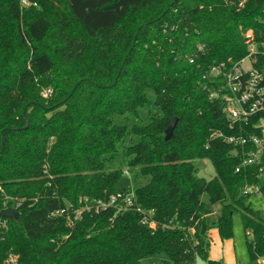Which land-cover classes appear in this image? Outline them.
Listing matches in <instances>:
<instances>
[{
    "label": "trees",
    "instance_id": "16d2710c",
    "mask_svg": "<svg viewBox=\"0 0 264 264\" xmlns=\"http://www.w3.org/2000/svg\"><path fill=\"white\" fill-rule=\"evenodd\" d=\"M28 1L0 0V215L12 199L20 213L5 216L0 264L11 251L24 264H145L160 254L196 264L213 229L232 235L236 211L251 263L261 264L264 215L248 197L264 196V153L245 163L254 146L225 136L264 137V112L232 127L204 75L251 43L264 71V0ZM205 158L217 173L209 180L195 165ZM129 189L156 228L113 207L51 215Z\"/></svg>",
    "mask_w": 264,
    "mask_h": 264
},
{
    "label": "built area",
    "instance_id": "2783aa9c",
    "mask_svg": "<svg viewBox=\"0 0 264 264\" xmlns=\"http://www.w3.org/2000/svg\"><path fill=\"white\" fill-rule=\"evenodd\" d=\"M24 3H28V0H23ZM254 44H250L251 52L237 60L221 61L212 65L209 72L204 75L205 78H211L212 87H210V96L212 98H221L225 102V112L231 121V126L234 127L237 124H247L250 119L259 113L264 112V71L255 66L256 58L253 50ZM205 47V44L199 43L197 46V52L195 55L190 56V62H195L196 57L199 55ZM251 57V68L245 69L243 63L245 60ZM207 87V86H206ZM50 89L45 90L44 95H47ZM218 135H222L221 132ZM225 140L234 143L248 145L252 144L254 147L248 151V157L245 163L253 164L260 163L262 155L264 153V137L255 133H242L238 132L230 136H225ZM262 170V168H260ZM2 190V186L0 185ZM247 191H258V186H251ZM10 198L9 196H5ZM14 203L5 207H13L16 209L19 206V202L12 199ZM7 201V200H6ZM79 205H75L70 202L66 207L53 211L52 216L61 214H72L74 219L81 217L83 211H90L91 209L114 208V216L122 214L126 211L136 210L142 213L141 222L148 225L150 228L157 227V221L153 218L154 211H146L140 205L135 202V194L133 189L118 190L112 193L107 201L103 200H90L88 197L79 199ZM3 208V209H4ZM114 216L111 219H114ZM9 228V222L7 217L0 215V231H6ZM5 264H24L20 256L15 252H9L4 261ZM261 264H264V258L261 260Z\"/></svg>",
    "mask_w": 264,
    "mask_h": 264
},
{
    "label": "rangeland",
    "instance_id": "374dc122",
    "mask_svg": "<svg viewBox=\"0 0 264 264\" xmlns=\"http://www.w3.org/2000/svg\"><path fill=\"white\" fill-rule=\"evenodd\" d=\"M24 3V2H23ZM24 3V5H28ZM250 40L253 38L251 31H247ZM58 41L57 35H52L48 43H56ZM255 51V46H253ZM252 59L248 57L243 63L245 69L251 68ZM45 91H43L44 93ZM153 97L154 94L150 93ZM261 125L264 130V116L261 118ZM197 174L206 179H212L216 176L215 167L210 159H198L195 161ZM124 184H129V177L123 179ZM254 209L259 210L264 215V196L260 192H254L248 197ZM215 212L220 210V205L213 207ZM212 245L207 257L198 256L196 264H213L212 261H221L222 264H252L247 245V235L243 228L241 214L236 211L232 220V235L227 238H222L218 229H213L211 232ZM167 259L165 254L151 255L144 259L145 264H165L164 260Z\"/></svg>",
    "mask_w": 264,
    "mask_h": 264
},
{
    "label": "water",
    "instance_id": "95a60500",
    "mask_svg": "<svg viewBox=\"0 0 264 264\" xmlns=\"http://www.w3.org/2000/svg\"><path fill=\"white\" fill-rule=\"evenodd\" d=\"M178 117H174V119L170 122L168 127L166 128V139H170L173 135L174 129L177 125ZM2 215L10 217V218H18L20 216V213L17 209L13 207H7L2 209L1 211Z\"/></svg>",
    "mask_w": 264,
    "mask_h": 264
},
{
    "label": "crops",
    "instance_id": "0c3cea01",
    "mask_svg": "<svg viewBox=\"0 0 264 264\" xmlns=\"http://www.w3.org/2000/svg\"><path fill=\"white\" fill-rule=\"evenodd\" d=\"M260 124H261V120H260ZM262 130H263V128H262ZM263 134H264V130H263ZM220 264H222V262L220 261Z\"/></svg>",
    "mask_w": 264,
    "mask_h": 264
}]
</instances>
